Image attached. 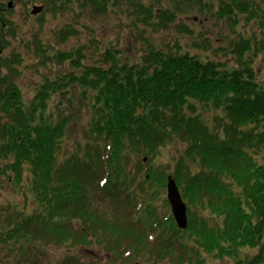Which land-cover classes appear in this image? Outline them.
<instances>
[{
  "label": "trees",
  "instance_id": "1",
  "mask_svg": "<svg viewBox=\"0 0 264 264\" xmlns=\"http://www.w3.org/2000/svg\"><path fill=\"white\" fill-rule=\"evenodd\" d=\"M58 1L62 0L52 3ZM119 2L84 0L81 6L94 14L117 13L120 8L131 19L129 28L141 30L142 25L157 30L165 24L164 28L171 26L178 33L187 31L173 25L180 0L175 1L176 7L160 13L139 0ZM244 8L245 4L233 3L217 12L235 18L237 10ZM158 15L164 19L158 20ZM253 16L257 15H249ZM74 31L71 27L58 36L63 41ZM140 37L145 39L143 31L133 39L129 35L131 41ZM178 49L177 42L172 46L145 45L139 48L138 60L122 54L116 45L97 53L91 50L94 56L88 60V52L82 48L48 53L46 56L67 64V74L45 78L31 100H26L19 85L9 84L8 79L17 75L13 64L18 57L7 62L0 55V69L9 65L12 73L0 77V174L11 181L10 191L20 194L0 202V264L27 260L30 253L26 246L32 240L85 244L93 235L106 242L111 252L121 249L126 253L138 249L149 233H156L153 242L160 237L159 244L167 243L161 250L179 261L180 248L185 251L188 264H200L202 249L223 260L233 258L236 264L263 263V254L250 259L238 248L246 244L264 249V76H258L252 66V59L264 49V28L261 36L244 39L238 45L240 51L230 52L253 55L243 62L237 60L239 66L202 60ZM70 66L76 71L71 73ZM75 84L88 101L89 136L71 149L66 139L70 118L65 114L52 117V94H66ZM205 109L217 112L219 130L207 125ZM168 143H176L174 174L188 204L185 230L172 216L164 219L159 212L155 223L146 226L148 218L140 207L147 203L149 210L160 211L155 202L165 191L167 172L146 166L144 155L135 156L134 163L128 161H133L131 147L142 150L145 144L156 156ZM61 150L67 153L64 160H58ZM100 167L105 168L104 183ZM91 181L100 187L95 194L109 198L114 207L112 217L84 198L89 190L94 193ZM73 217L84 225L72 224Z\"/></svg>",
  "mask_w": 264,
  "mask_h": 264
},
{
  "label": "rangeland",
  "instance_id": "2",
  "mask_svg": "<svg viewBox=\"0 0 264 264\" xmlns=\"http://www.w3.org/2000/svg\"><path fill=\"white\" fill-rule=\"evenodd\" d=\"M30 1L31 0H21L18 9L13 10L12 14H10L9 27L14 24L16 26V34L7 38L4 49L1 52V57L4 59L6 58L7 62L9 58L18 57L17 61L13 64V67L18 71L17 75L12 76V73L9 72L11 68L9 65H4L0 69L3 75L7 74L12 76L11 80L8 79L9 82H11L9 83L10 86L15 80L21 91H24V93L26 92V100H31L29 97L34 94L36 87L45 78L65 74L68 70L66 63L58 62L53 58L48 59V57H46L48 53L51 54L52 52L69 50L71 48H82V51L85 53L88 52L85 58L88 60V57L93 55V51L97 53L99 49L105 50L108 47H112V45H116L123 51L122 54L130 57V59L138 60L141 54L139 48L149 44L150 41H154L157 45L164 46L163 43L165 41V43L175 44L177 42L181 44L182 46L178 51L198 55L202 60H220L225 61L227 66L234 65L235 63L239 66L240 64L237 60L243 61L246 57L251 58L249 56L253 55H249L246 51L241 55H233L229 50H223L222 45L226 44L228 41H232L236 34H242L245 38L250 39L254 32L261 36L262 29L264 28V11L256 17L253 16V18L249 17L248 12L237 11V16L235 18L238 19V23L234 25L227 15H216L217 11L215 9L217 8V0H211V4H209L211 7L215 5L213 11H205L201 9L202 7L194 8V5H187L190 10L187 12L178 10L176 13L177 18H175L173 22L178 24L179 27L185 26L184 22H186V25L191 28L192 31L201 32L200 35L203 39L199 36L197 38L199 42H202V40L203 42L211 40L212 43H209L210 48L204 50L193 42L195 37L191 33L184 34L183 32L176 33V31H174V34H172L173 28L171 26L170 28H164L165 24L159 26L157 30L142 25H140L141 30L136 27H131V29L127 25L131 19H127L120 11L117 13L98 12V14H94L89 7L81 6L84 0H62L61 3L58 1L56 5L52 3V0H34L43 3L47 10L44 11L41 20L34 17L27 21V18L24 17L23 5H26ZM156 2H158V0H156L155 3ZM160 3L161 4L158 5L156 4V6L163 8L175 7V0H161ZM262 6L264 7L263 3ZM186 14L188 21L184 19ZM192 15L195 17L198 16L197 19L200 20L195 22L189 19L193 17ZM157 19L163 20L164 18L158 15ZM165 21L169 22L168 19H165ZM230 25L233 26L230 27ZM71 27L74 28V33L62 41L58 34ZM191 29H188V32H192ZM140 31L144 32L146 38L142 40L140 37L138 39L136 38L135 41H131L129 35H131V39H133L139 35ZM22 36L23 39L21 40ZM252 41L254 42V39ZM39 46L41 47L39 49L40 52L37 49ZM224 47L226 46L224 45ZM47 59L48 61H46ZM253 59L255 60L253 65L257 70V75L263 77L264 49L259 52L258 57ZM18 67L20 70H18ZM69 71L73 73L76 69L70 66ZM71 87L73 88L66 94H62L61 92L58 93L57 91L52 94L54 97L52 108L55 110L52 117L55 115L59 118L65 114L66 117L70 118L68 121V138L66 139L68 146L72 149L76 143L85 141L86 136H89L87 122L89 120L90 109L87 105L88 101L83 100L82 92L79 90L78 85L75 84ZM16 97L17 95H14V99H16ZM205 113V118L207 119L206 123L208 122L211 127L219 129L217 126L218 124L214 122V117H216L217 112H211L205 109ZM1 115L0 113V116ZM90 142L92 143V140H90ZM132 142V146H136L135 142ZM46 143L47 145L51 143L50 138ZM175 152L176 143H168L165 146H161L160 149L157 150L156 156H153L149 152V147L143 144L142 150L137 147H131L130 155L133 161H131V159L128 161L134 163L138 159L135 158V156L144 155L147 158L145 160V162L147 161L146 166L152 165L154 168H161L167 172H171L176 169L177 156ZM66 154L65 150H61L58 153V160H64ZM2 165L3 160L0 159V168ZM99 169L100 179L105 178L106 174L103 173L105 168L100 167ZM141 170L144 171V169ZM10 182L11 181H9L6 175L0 174V202L20 197L18 192L10 191V188H13V186H10ZM98 184L102 185L100 181ZM95 185L96 184L91 181V187ZM96 189H100V187H94V193L92 190H89L84 198H90L88 199L89 204H92V202L94 204H99L101 206L100 212L102 213L103 211L105 216L112 217L111 211L114 207H112L109 198L106 195L99 197L98 194H95L97 191ZM168 202L165 188L163 193L160 192L158 194L155 202L160 211L149 210L146 205L147 203H145L144 207H140L145 211L148 218L146 226L155 223L157 212L160 213V216H164V219L169 215L174 218L172 207H170V202ZM138 207L139 206H137V208ZM131 212L134 213V209H132ZM70 220L74 225H79L80 227L84 225L81 219L79 220L73 217ZM153 224L152 226L157 228ZM155 234L156 233H149L139 244V248H133L129 251L130 254L128 253V255L127 253H122L121 249L118 252H111L106 242L101 241L93 235L91 238L87 239L85 244L75 242L74 240L69 243L70 245H63L56 242L45 244L32 240L33 243H29L26 246L29 250L30 257L21 264H188L190 259L186 256L183 257L185 251L181 248L180 255L182 256V261H179L177 257H173V254H167L164 250H161V248L164 249V247L167 246V243L159 244L160 237H156V241L153 242L151 239L153 236H156ZM124 243L125 241L123 244ZM238 251L241 252V255L248 256L250 259L258 254L264 255L262 246L252 247V245L244 244L240 245ZM67 256L68 258L62 261V259ZM7 259L9 260V252H7ZM224 259L225 260L207 251L203 252L202 249L199 263L236 264L237 262L230 257ZM262 262V264H264V259Z\"/></svg>",
  "mask_w": 264,
  "mask_h": 264
},
{
  "label": "flooded vegetation",
  "instance_id": "3",
  "mask_svg": "<svg viewBox=\"0 0 264 264\" xmlns=\"http://www.w3.org/2000/svg\"><path fill=\"white\" fill-rule=\"evenodd\" d=\"M139 1H141L143 4H146V5H153L154 9L157 8L158 13H160L162 9H166L163 7L156 6V4L157 5L161 4L160 3L161 0H158V2H156V3H155L156 0H139ZM198 1H200V2L195 4V1L193 3L191 0H180V2L183 3L182 4L183 6L181 8L182 12H185V11L187 12L188 10H190V8H188L187 5H194V8H201L202 7L201 9H203L205 11H209V10L213 11V7H215V5L212 7H211V5H209V4H211V0H198ZM218 2H220V3H218ZM233 3H234V5L235 4H237V5L245 4L247 6V9L244 8V9H239L237 11L248 12L250 16L251 15H258L259 13L264 11V7L262 6V3L264 4V0H217V8L215 10L219 11V9H222L224 6L230 7L231 4H233ZM20 4H21V0H0V36H1V39L4 40L5 42L7 41V38L11 37L12 35L14 36L16 34V26L13 24L11 27H9V24H10L9 17H10V14H12L13 10L18 9V6ZM207 4L209 7H204V5H207ZM251 6H252V8H251ZM23 9H24V13H25L24 17L27 18V21L29 19L34 18V17H37V18H39V20H41V18L43 17L44 11L47 10V8L45 9L43 3L36 2L34 0H31L26 5H23ZM242 10H246V11H242ZM218 13L219 12H216V15ZM186 16H187V14L184 16V19L186 21H188V17H186ZM192 16L193 17L189 18V19H191L195 22L200 20V19H197L198 16H196V17L194 15H192ZM184 24L186 25V22H184ZM232 26L233 25H230V27H232ZM22 39H23V36L21 37V40Z\"/></svg>",
  "mask_w": 264,
  "mask_h": 264
},
{
  "label": "water",
  "instance_id": "4",
  "mask_svg": "<svg viewBox=\"0 0 264 264\" xmlns=\"http://www.w3.org/2000/svg\"><path fill=\"white\" fill-rule=\"evenodd\" d=\"M167 193L178 226L182 229L186 228L188 225L187 205L182 199L178 186L172 176L168 178Z\"/></svg>",
  "mask_w": 264,
  "mask_h": 264
},
{
  "label": "bare ground",
  "instance_id": "5",
  "mask_svg": "<svg viewBox=\"0 0 264 264\" xmlns=\"http://www.w3.org/2000/svg\"><path fill=\"white\" fill-rule=\"evenodd\" d=\"M234 22H238V20H234ZM256 36V34L253 33L252 37ZM258 57V56H257ZM255 58V57H254ZM255 62L254 59H252V66L254 67L253 63Z\"/></svg>",
  "mask_w": 264,
  "mask_h": 264
}]
</instances>
